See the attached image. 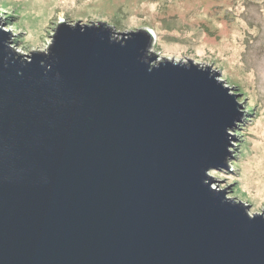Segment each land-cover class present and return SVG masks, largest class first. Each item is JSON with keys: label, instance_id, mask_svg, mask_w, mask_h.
<instances>
[{"label": "water", "instance_id": "1", "mask_svg": "<svg viewBox=\"0 0 264 264\" xmlns=\"http://www.w3.org/2000/svg\"><path fill=\"white\" fill-rule=\"evenodd\" d=\"M19 16L0 18V264H264V211L213 172L251 117L227 70L105 23L24 51Z\"/></svg>", "mask_w": 264, "mask_h": 264}, {"label": "rangeland", "instance_id": "2", "mask_svg": "<svg viewBox=\"0 0 264 264\" xmlns=\"http://www.w3.org/2000/svg\"><path fill=\"white\" fill-rule=\"evenodd\" d=\"M24 51L47 52L59 23L150 29L160 59L226 69L251 117L235 129L237 154L213 171L229 198L264 211V0H0Z\"/></svg>", "mask_w": 264, "mask_h": 264}, {"label": "bare ground", "instance_id": "3", "mask_svg": "<svg viewBox=\"0 0 264 264\" xmlns=\"http://www.w3.org/2000/svg\"><path fill=\"white\" fill-rule=\"evenodd\" d=\"M153 32V31H152ZM153 34L155 35V33L153 32Z\"/></svg>", "mask_w": 264, "mask_h": 264}]
</instances>
